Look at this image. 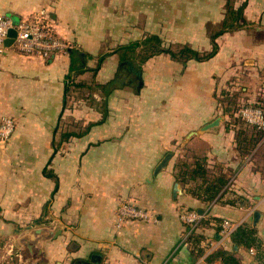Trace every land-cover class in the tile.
I'll use <instances>...</instances> for the list:
<instances>
[{
	"label": "crops",
	"instance_id": "obj_1",
	"mask_svg": "<svg viewBox=\"0 0 264 264\" xmlns=\"http://www.w3.org/2000/svg\"><path fill=\"white\" fill-rule=\"evenodd\" d=\"M231 1L246 23L216 37L214 56H133L136 70L122 47L149 35L210 50L226 0H0L14 23L43 10L77 51L0 55V117L15 124L0 140V264H224L218 250L264 264V137L242 152L238 132L252 125L237 114L264 107V0ZM124 201L150 219L117 227ZM184 210L201 214L195 227ZM223 219L236 225L225 239ZM239 227H253L255 245L233 243Z\"/></svg>",
	"mask_w": 264,
	"mask_h": 264
},
{
	"label": "built area",
	"instance_id": "obj_2",
	"mask_svg": "<svg viewBox=\"0 0 264 264\" xmlns=\"http://www.w3.org/2000/svg\"><path fill=\"white\" fill-rule=\"evenodd\" d=\"M9 30H14V36L9 46L25 54H33L43 58L50 54L65 52L69 46L58 37L52 27L45 21L44 12L40 10L23 20L14 23L11 18L0 14V55L8 47L5 44ZM238 116L247 124L255 126L264 132L263 111L252 105H244L237 111ZM14 121L8 116L0 117V140H7L14 131ZM116 226L119 227L128 219L148 220L151 214L130 202H121L116 209ZM180 220L190 229L195 227L200 221L201 214L196 211L184 210L179 215ZM236 225L229 219H223L220 227L222 238H228L235 229ZM251 253L254 252L250 248Z\"/></svg>",
	"mask_w": 264,
	"mask_h": 264
},
{
	"label": "trees",
	"instance_id": "obj_3",
	"mask_svg": "<svg viewBox=\"0 0 264 264\" xmlns=\"http://www.w3.org/2000/svg\"><path fill=\"white\" fill-rule=\"evenodd\" d=\"M244 4L245 3L243 2L238 7H234L231 0H226L225 8H224L225 9L224 17L222 19L220 26L216 28L212 27V28H209L208 30L209 39L211 41V49L208 51H199V50L189 47L188 45H180L177 47V49L174 50V49H171L169 45L165 46L162 40L157 35H149V36H146L144 39H142L140 42L135 41V42L130 43L127 46L122 47L125 50L129 51L130 53L129 55L127 54L128 56L124 55V57L121 58V60L128 61V65H126V67H134V69L139 70L140 69L139 66H134L133 64L130 63L132 61L130 59L131 58L130 55L131 54L133 55V53H135V50L138 47H140V49L138 50L139 56H137L138 58L136 59L139 62H143L148 57L155 55V54H159V53H167L172 59L178 60L182 62L183 64L189 59H194L197 61L207 60L211 58L212 56H214V54L217 51L218 46H217V43L215 42L216 37H218L222 33L239 29L245 25L246 21L244 20L243 14H242ZM67 50L70 52L71 55H74V53L77 52L76 50L74 51L73 49H67ZM97 67L98 65L92 70H96ZM126 67L124 69H121L120 71L126 70ZM73 69L74 67L72 64L70 66V70H73ZM119 81H121V79L119 77H115L112 80H109L108 82H106L105 84H97V87H100L101 89L106 90L107 92V90L109 91L111 87L116 82H119ZM69 85L70 87L72 86V88L85 86V84H82L80 82H71ZM66 90H69V86L66 88ZM259 108L263 111V114H264V107H259ZM242 122L245 123V125L247 126L250 125V124L248 125L244 120H242ZM250 130L252 131L251 136H248L246 131L238 132V138H241L240 142H242V146L240 145L241 150L242 152H245L247 154L250 153L255 148L256 144L262 139V137H264V132L257 129L255 126L253 125L250 126ZM76 134L77 133L75 132H70V133H64L61 136L66 138V137L73 136ZM200 168H201V165L196 166V169L199 170ZM198 173L201 174L200 172ZM219 190H220V187L217 189H210V190L207 189L206 191L209 192L208 199L214 198L218 194ZM253 234H254L253 227H250V228L249 227H245V228L239 227L232 234L231 239L233 243L236 245L241 244L245 247H250L252 245H255V238ZM213 255L215 257L220 258L222 263L224 264L226 263L238 264L234 256L227 251L218 250L215 253H213Z\"/></svg>",
	"mask_w": 264,
	"mask_h": 264
},
{
	"label": "water",
	"instance_id": "obj_4",
	"mask_svg": "<svg viewBox=\"0 0 264 264\" xmlns=\"http://www.w3.org/2000/svg\"><path fill=\"white\" fill-rule=\"evenodd\" d=\"M8 38H7V40L5 41V44L8 46V45H10L11 44V42H12V37L14 36V30H9V33H8ZM139 86H140V82H138V86H137V88H139ZM219 118H216L215 120H213L212 122H210L209 124H207V125H205V126H203L200 130L201 131H207V130H210V129H212V128H215L217 125H218V123H219ZM41 233H43L44 235H45V237H48L50 234L49 233H51V231H49V230H43V231H41ZM57 233H59V232H57ZM93 256H92V261H93ZM80 263H84V264H92V262L91 263H89V262H85V261H80Z\"/></svg>",
	"mask_w": 264,
	"mask_h": 264
},
{
	"label": "rangeland",
	"instance_id": "obj_5",
	"mask_svg": "<svg viewBox=\"0 0 264 264\" xmlns=\"http://www.w3.org/2000/svg\"><path fill=\"white\" fill-rule=\"evenodd\" d=\"M179 45H169V47L171 48V49H177V47H178ZM140 49V47H138L137 48V51H135V53H133V55L131 54L130 56L131 57H133V56H135V57H133V58H138L137 56H139V52H138V50ZM121 72H124V71H121ZM135 86H136V81H134L133 83H132V87L133 88H135ZM81 90V89H80Z\"/></svg>",
	"mask_w": 264,
	"mask_h": 264
}]
</instances>
